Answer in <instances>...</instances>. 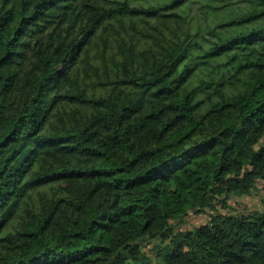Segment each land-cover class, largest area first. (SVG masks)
<instances>
[{"label": "trees", "instance_id": "obj_1", "mask_svg": "<svg viewBox=\"0 0 264 264\" xmlns=\"http://www.w3.org/2000/svg\"><path fill=\"white\" fill-rule=\"evenodd\" d=\"M259 181L264 0H0V264H264Z\"/></svg>", "mask_w": 264, "mask_h": 264}, {"label": "rangeland", "instance_id": "obj_2", "mask_svg": "<svg viewBox=\"0 0 264 264\" xmlns=\"http://www.w3.org/2000/svg\"><path fill=\"white\" fill-rule=\"evenodd\" d=\"M133 2H137V0H132ZM263 181H259L257 185L256 191L252 193L251 196H246L243 198H239L238 201L246 204L249 208H258L259 207V198L263 194ZM227 203L230 204L229 208H220L221 212L231 211L234 208H238L237 204L233 203V199L231 197L227 198ZM208 213H189L185 218L184 222L181 224V229H189L193 226H197L199 224L205 223L208 218Z\"/></svg>", "mask_w": 264, "mask_h": 264}]
</instances>
